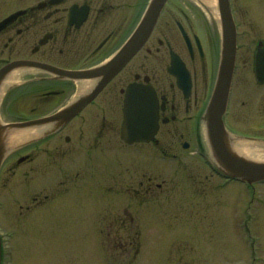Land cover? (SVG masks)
Masks as SVG:
<instances>
[{"label": "flooded vegetation", "instance_id": "flooded-vegetation-1", "mask_svg": "<svg viewBox=\"0 0 264 264\" xmlns=\"http://www.w3.org/2000/svg\"><path fill=\"white\" fill-rule=\"evenodd\" d=\"M150 1L0 0V71L14 66L0 74V139L6 129L42 130L4 153L0 142V196L13 186V194H30L32 200L25 216L17 214L21 221L53 197H68L75 206L77 192L93 190L86 177H99L100 162L114 155L115 146L125 152L151 145V154H168L160 136L169 139L176 162L197 155L212 176L223 180L221 188L241 183L216 163L209 137L208 110L224 71L219 1L212 10L201 0H166L143 46L103 83L110 72L103 69L127 44ZM241 1L243 10L255 5ZM228 2L236 51L231 69L225 68L217 111L226 148L251 160L246 149L251 158L256 150L264 153V39L240 42L249 31L238 19V0ZM14 71L18 75L8 81ZM88 73L94 75L85 77ZM70 108L75 114L58 122L7 127ZM141 115L157 124L155 137L128 144L122 124L127 116ZM107 166L104 176H111L115 169ZM143 177L137 182L143 194L161 188L154 175ZM126 185L136 193L132 182ZM114 190L105 185L106 192Z\"/></svg>", "mask_w": 264, "mask_h": 264}, {"label": "rangeland", "instance_id": "rangeland-1", "mask_svg": "<svg viewBox=\"0 0 264 264\" xmlns=\"http://www.w3.org/2000/svg\"><path fill=\"white\" fill-rule=\"evenodd\" d=\"M238 2L242 30L249 31L240 42L264 39V0H253L249 11ZM168 140L160 136L164 156L151 154V145L125 152L114 145L113 159L100 162L99 177H86L93 190L77 192L75 206L53 197L21 221L30 194L7 189L0 196L3 264H264V183L221 188L223 180L197 155L176 162ZM108 162L115 170L104 176ZM143 173L161 188L143 194ZM105 185L118 190L106 192Z\"/></svg>", "mask_w": 264, "mask_h": 264}, {"label": "water", "instance_id": "water-1", "mask_svg": "<svg viewBox=\"0 0 264 264\" xmlns=\"http://www.w3.org/2000/svg\"><path fill=\"white\" fill-rule=\"evenodd\" d=\"M166 0H151L149 3V7L145 12V16L139 22L136 30L132 33V36L127 41V44L124 45L122 50L117 53L116 57L106 65V68L103 70H110L108 74L104 73L103 83L111 76V73H115V67L119 66V64L124 63L128 58L135 53L142 44L146 41L149 33L153 29L156 19L158 17V13L165 5ZM219 8L221 11V21H222V31H223V56H222V68L223 73L220 77V84L215 90V94L211 99V104L209 107L208 121H210V141H211V150L214 153L216 160H218L221 168H224L229 171L231 176L239 177L242 180H246L249 183L263 181L264 179V162H256V161H248L246 159H241L235 156L233 153L231 154L229 150H227L224 140V130L222 129V123L220 120V113L217 111V106L219 104V96H221L220 86L224 82L225 68L228 66L232 67L233 59L235 55V30L234 23L231 19V13L228 9V0H218ZM14 67L13 65L8 66V68ZM5 68L4 70H8ZM3 70V71H4ZM0 71V74L3 73ZM93 73H88L85 77L93 76ZM76 112L75 108H70L69 110L60 111L58 113H54L51 116L43 117L37 121L31 122H21V123H11V125L7 127H17L24 128L28 125H41V124H50L51 122H58L61 119L67 117L70 118ZM121 127V135L122 138L129 144L133 142H149L153 139L155 132L157 130V124L155 121L149 119L141 115L138 118H133V116L126 117ZM0 152V160L1 158ZM1 162V161H0ZM1 248V241H0ZM1 256V251H0ZM1 263V261H0Z\"/></svg>", "mask_w": 264, "mask_h": 264}, {"label": "bare ground", "instance_id": "bare-ground-1", "mask_svg": "<svg viewBox=\"0 0 264 264\" xmlns=\"http://www.w3.org/2000/svg\"><path fill=\"white\" fill-rule=\"evenodd\" d=\"M205 2L208 3V5L210 6V8L212 10L215 9V7H216V1L215 0H205ZM17 75H18V73L16 71H14L10 75L8 81L14 80ZM5 86H7V83L4 84L3 88ZM1 90H3V89L1 88ZM40 131H42V130H37L36 131L35 128H33L31 130H25V129H21V130H14V129L9 130V129H6V130H4L2 135H1L2 136L1 137V142H3L2 145L4 146V148L2 149L3 153L7 152V150L10 149V146H12V144L14 142H16L18 140H20V141L25 140L26 138H28L29 136H32V135L36 136L38 134V132H40ZM250 150L251 149H246L245 151H243V153H245L247 155L245 157H247V158H249L251 160L255 159V160H258L260 162L264 161V153H263V151L260 152L259 150H256L257 151V156L256 157L253 156L251 158L249 156Z\"/></svg>", "mask_w": 264, "mask_h": 264}]
</instances>
